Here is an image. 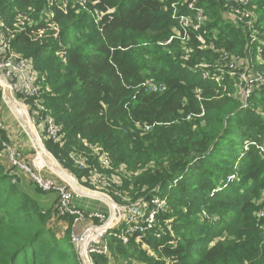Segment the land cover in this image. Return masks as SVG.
Instances as JSON below:
<instances>
[{"label":"trees","instance_id":"1","mask_svg":"<svg viewBox=\"0 0 264 264\" xmlns=\"http://www.w3.org/2000/svg\"><path fill=\"white\" fill-rule=\"evenodd\" d=\"M177 1L101 0V9L115 11L101 30L78 4L58 0H0V18L10 27L17 13L36 21L10 42L33 59L43 102L60 126L56 141L35 123L59 164L123 205L140 199L144 216L153 199L165 202L155 224L128 242L109 231L96 264H264V216L257 215L264 211V85L256 82L248 97L237 86L250 66L264 76V0H251L261 39L252 61L244 28L223 18L225 0H197L206 47L192 36L168 42L179 26L170 7ZM89 144L110 153L109 168ZM71 153L84 154L90 167L77 168ZM0 155V264H82L73 217L59 216L69 226L56 231L58 198L23 171L11 175L1 147ZM93 172L108 174L110 185H98Z\"/></svg>","mask_w":264,"mask_h":264},{"label":"built area","instance_id":"2","mask_svg":"<svg viewBox=\"0 0 264 264\" xmlns=\"http://www.w3.org/2000/svg\"><path fill=\"white\" fill-rule=\"evenodd\" d=\"M58 1L63 7H66L70 3L78 4L81 10H85L91 15L93 23L100 30L103 27L104 21L107 19L111 20L115 12L113 7L101 9L99 7L101 0ZM225 1L223 18L226 22L244 28V31L248 34L249 58L252 61L253 53L251 47L261 40L258 29L255 28L258 14L251 7V0ZM170 7L172 10V18L178 21L179 26L173 28L175 33L170 37L168 42L172 41L174 38H178L181 39L183 43H187V41L190 40V36H192L201 42V47H206V31L203 30L206 24L204 7L197 3V0H179L173 2ZM43 13L44 11H42L40 20H45V15H43ZM34 23H36V21H33L30 15L24 13L16 14L13 27L8 26L4 20L0 18V76L4 78V81L0 80L2 101L4 104H9L6 91L11 92L15 100L26 106L29 119L33 125L35 126V123L39 120L47 136L56 141H60V126L56 123L55 118L43 102L41 87L38 82V72L35 70L33 59L31 57H23L11 47L10 40L14 37L15 33L25 30L27 26H31ZM42 33L43 31L41 35ZM57 34V32L54 33L56 37ZM217 34L218 31H214V36ZM64 55L65 50L61 52V56L63 57ZM258 55H261L260 49H258ZM225 57L227 58L228 55L225 54ZM230 66L235 67V64L232 63ZM250 67L247 69L248 72H242V74H247L246 76L248 79L244 78L246 82L242 80L241 74L240 84L237 85L238 88L242 90V94L245 97L249 96L256 82L259 85H264V76L258 72H253L250 70ZM204 76L208 77L209 73L206 72ZM213 78L217 82L220 81L218 76ZM146 85L149 90L158 89V86L153 81H147ZM18 95L21 96V98H18ZM27 101H31V104L26 103ZM6 129L7 126L0 117V147L5 150L9 165L12 167L10 174L14 175L16 170L23 171L43 191H55L58 194L59 199L56 204L57 215L62 217H73L71 230L72 241L79 252H83L90 257L91 261L93 260L91 264H95V254L101 255L108 252L109 245L106 236L109 231L110 234H113L115 237L124 242H128L130 233L136 231L144 232L155 224L156 214L163 208L165 203L164 200L160 198L153 199V208L146 216L142 214L143 202L140 199L127 205L113 201V204L118 210V216L115 223L111 224L107 229L104 225L109 222L111 216L107 218L103 212L87 211L77 206L74 202V193L76 191L65 180L62 179L63 181H59L47 175L44 170L45 165L38 164L35 158L32 162H29L24 154V148L20 140H17V138L9 140L4 138L3 131ZM37 132L39 134V130H37ZM89 147L91 148L92 155L97 158L103 168H109L111 166V156L107 150L99 145L89 144ZM259 147L264 151V146ZM36 156H38V153ZM70 159L79 169L90 167L88 158L84 154L71 153ZM92 175L97 183L100 182L102 185H110L111 177L108 174L93 172ZM116 194L123 197L120 191L116 192ZM108 196L114 200L110 195ZM123 199L131 202L129 198L123 197ZM257 215L264 216V211L258 212ZM86 217H88V223L85 222ZM94 220H98V222L94 223ZM124 223H126V226L123 227L122 224ZM114 228H121V230L113 231Z\"/></svg>","mask_w":264,"mask_h":264},{"label":"rangeland","instance_id":"3","mask_svg":"<svg viewBox=\"0 0 264 264\" xmlns=\"http://www.w3.org/2000/svg\"><path fill=\"white\" fill-rule=\"evenodd\" d=\"M250 74V73H249ZM247 74H242V80L244 81V82H246L245 81V79L244 78H246V79H248L247 78V76H246ZM250 85H251V83H250ZM249 85V86H250ZM243 87V86H242ZM27 103V102H26ZM15 112L17 113V115L19 116V117H21V120L20 119H18V118H16V114H15ZM0 117L5 121V123L7 122H9V124L8 125H11V128H12V130L14 131V134H15V137H13V138H17V140H20L21 142H22V145L24 146V149H25V153L26 154H30L31 155V153L32 154H37L38 153V160H40L39 159V157L41 158V156H40V150L42 149L41 147H40V145H39V140L36 138V136H34L25 126H27V124H26V122H25V120H24V118H23V116L20 114V112H19V110H18V108L17 107H15L14 106V108L12 107V105L9 103V104H4V103H2V102H0ZM33 124V123H32ZM34 126V125H33ZM34 128H35V131H37V130H39V128H37V126L35 125L34 126ZM37 129V130H36ZM40 131V130H39ZM37 133V132H36ZM39 134H40V132H39ZM8 138V137H7ZM12 138V139H13ZM31 148L32 147V151H31V153L30 152H27V148ZM41 148V149H40ZM43 152H45L44 150H43ZM46 153V152H45ZM53 156V155H52ZM33 158H32V160L35 158V155L34 156H32ZM54 157V156H53ZM0 159H1V162L2 163H4V162H6V160H5V158H4V156H2V155H0ZM54 159H55V157H54ZM56 160V159H55ZM41 162H43V163H45L44 161H41ZM56 163H57V166L60 168V169H62L61 168V165L59 164V162L56 160ZM44 170H45V172L48 174V175H52L54 178H60V179H62L60 176H59V174L57 173V171L55 170V169H53V168H51V166H50V164L47 162L46 164H45V168H44ZM66 170V169H65ZM67 171V170H66ZM65 171V172H66ZM233 176H231L230 178H232ZM67 179H69V180H71L72 182H73V184H74V186L79 190V191H81V193H85V194H88V195H93V197H88V196H80V195H78L76 192L74 193L75 194V196H74V202H75V204L77 205V206H79V207H81V208H83V209H88V210H97L98 208H99V206H100V204H101V202H105L106 203V205H107V210H106V212H104V214L106 215V217L107 218H109L110 216H111V218H110V221H112V219L114 218V217H116V216H118L116 213H118V210L116 209V207H115V205L112 203V201H116V200H112L111 198H109L107 195H109L108 193H106L102 188H100V189H97V190H93V189H87V187L85 188V187H83V186H81L79 183H78V181L76 180V179H72V178H74L73 176L72 177H70V176H68V177H66ZM77 181V182H76ZM98 185H100V186H108V185H102L100 182H98ZM50 196L52 197V198H58L59 199V197H58V194L55 192V191H50ZM106 194V195H105ZM107 196V197H106ZM101 198H103V199H107V198H109V200H110V202L112 203L111 205H110V203H108L106 200H103V199H101ZM117 202V201H116ZM121 202V201H120ZM112 207V208H111ZM116 210V211H115ZM114 213H115V215H114ZM59 216H57L56 214L54 215V217H53V221H52V225H53V228H55V230L56 231H58V232H63L64 230H66L67 228H68V226H69V224H68V222L66 221V220H64V219H60V218H58ZM88 221V217H86V219H85V222H87ZM95 222L94 223H96L97 222V220H94ZM88 223V222H87ZM86 224V223H85ZM84 224V225H85ZM83 225V226H84ZM84 254V253H83ZM79 255H80V252H79ZM81 261H82V264H91V262L93 261H91L90 260V257L89 256H87L86 254H84V261L81 259ZM96 264V263H95Z\"/></svg>","mask_w":264,"mask_h":264},{"label":"bare ground","instance_id":"4","mask_svg":"<svg viewBox=\"0 0 264 264\" xmlns=\"http://www.w3.org/2000/svg\"><path fill=\"white\" fill-rule=\"evenodd\" d=\"M0 80L4 81V78H2V77L0 76ZM8 100H9V102L13 105V107L15 106V107L18 108L20 114L23 116V118H24V120H25V122H26V124H27V127H28L29 130L32 132V134H33L34 136H36V138H37L35 128H34L32 122H31L30 119H29L28 111H27L26 106H25L23 103H21V102H19V101H17V100H14V99H12V98H10L9 96H8ZM37 139H38V138H37ZM39 145H40V147L42 148V149L40 148V149H41V150H40V156H41V158L39 157V159H40V162H39V160H38V156H35L36 162H37L38 164H40V165H45V164L48 162V163L50 164L51 168L55 169V170H56L58 173H60L61 175L65 176V177H68V175L65 173V171H63L62 169H60V168L57 166V163H56V160L54 159V157H53L49 152H47V151L41 146V144H39ZM43 150H44L46 153L43 152ZM41 161H44L45 163H43V162H41ZM108 199H109V198H108ZM115 211H116V210H115ZM116 214H117V213H116ZM114 215H115V213H114ZM109 223H111L110 220H109Z\"/></svg>","mask_w":264,"mask_h":264},{"label":"water","instance_id":"5","mask_svg":"<svg viewBox=\"0 0 264 264\" xmlns=\"http://www.w3.org/2000/svg\"><path fill=\"white\" fill-rule=\"evenodd\" d=\"M6 94H7V96H9L10 98H12V99H14V97L12 96V94H11V92H9V91H6ZM15 100V99H14ZM15 114H16V117L18 118V119H20L21 120V117H19L18 115H17V113L15 112ZM26 128H27V126H25ZM28 129V128H27ZM29 130V129H28ZM30 131V130H29ZM31 132V131H30ZM37 132V131H36ZM32 133V132H31ZM36 135H37V138H38V142H39V144H41V146L47 151V152H49L51 155H53L47 148H46V146H45V144H44V142H43V140H42V138L39 136V134H38V132L36 133ZM56 159V158H55ZM61 168H62V170L63 171H66L62 166H61ZM58 173V172H57ZM68 176H70V177H72V175L68 172V171H66L65 172ZM59 174V173H58ZM59 176L63 179V180H65L76 192H77V194L78 195H80V196H88V197H93V195H88V194H85V193H81V191H79L75 186H74V184H73V182L71 181V180H69V179H67L65 176H63V175H61V174H59ZM72 179H75V178H72ZM77 182V181H76ZM106 195V194H105ZM108 196V195H107ZM106 196V197H107ZM109 197V196H108ZM110 198V197H109ZM101 199H103V198H101ZM103 200H106L108 203H110V205L113 203V201H112V203L110 202V200L107 198V199H103ZM112 206V205H111ZM112 208V207H111ZM117 220V216L116 217H114L113 218V220L111 221V223H107V224H105L104 226H106V228L108 229L109 227H110V225L111 224H114L115 223V221ZM80 258L84 261V254H83V252H80Z\"/></svg>","mask_w":264,"mask_h":264},{"label":"crops","instance_id":"6","mask_svg":"<svg viewBox=\"0 0 264 264\" xmlns=\"http://www.w3.org/2000/svg\"><path fill=\"white\" fill-rule=\"evenodd\" d=\"M10 103V102H9ZM11 104V103H10ZM12 105V104H11ZM12 107H13V105H12ZM14 108V107H13ZM5 122V121H4ZM6 124V126H7V130H6V133L8 134V137H9V139H12L13 137H15V134H14V131L12 130V128H11V125H8L9 124V122L7 123H5ZM23 148H24V146H23ZM28 150H27V152H30L31 153V151H32V147L31 148H27ZM24 151V154H25V156H26V158L28 159V160H31L33 157L32 156H36V154H32L31 153V155L28 153V154H26L25 153V149L23 150ZM39 162H40V160H39ZM81 208V207H80ZM83 209V208H82ZM108 208H107V205H106V203L105 202H101V204H100V206H99V208L97 209V210H88V209H84V210H87V211H100V212H106V210H107Z\"/></svg>","mask_w":264,"mask_h":264}]
</instances>
